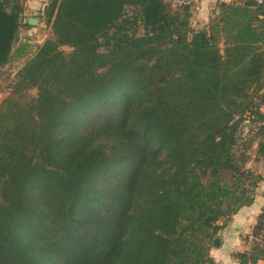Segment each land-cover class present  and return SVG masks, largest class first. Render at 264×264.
<instances>
[{
	"label": "trees",
	"instance_id": "trees-1",
	"mask_svg": "<svg viewBox=\"0 0 264 264\" xmlns=\"http://www.w3.org/2000/svg\"><path fill=\"white\" fill-rule=\"evenodd\" d=\"M24 12L0 0V70L18 68L0 90V264H215L264 181L248 167L264 1L218 2L196 27L192 3L48 0L38 46ZM250 246L240 264L264 261V211Z\"/></svg>",
	"mask_w": 264,
	"mask_h": 264
},
{
	"label": "crops",
	"instance_id": "crops-1",
	"mask_svg": "<svg viewBox=\"0 0 264 264\" xmlns=\"http://www.w3.org/2000/svg\"><path fill=\"white\" fill-rule=\"evenodd\" d=\"M188 1L193 5V25L196 27L204 26L208 23L210 16L218 2H234L236 0H172ZM264 1V0H258ZM48 0H24L25 22L30 25V28H34L29 23L31 19H37L40 22L38 15H42V12L47 5ZM264 211V186H260L257 190V195L254 203L241 209L228 223V225L222 229L215 241L214 247L210 252L211 258L215 264H240L234 257L236 253L245 252L250 249L249 244L252 241L254 235V228L258 224L260 215ZM223 219L221 222L223 223ZM249 238V240H248ZM257 264H264L263 260L258 261Z\"/></svg>",
	"mask_w": 264,
	"mask_h": 264
},
{
	"label": "rangeland",
	"instance_id": "rangeland-1",
	"mask_svg": "<svg viewBox=\"0 0 264 264\" xmlns=\"http://www.w3.org/2000/svg\"><path fill=\"white\" fill-rule=\"evenodd\" d=\"M38 16L40 18V22L38 23V25L34 26V28L24 27L21 31L22 40L28 38L34 46H38V44L43 43L46 38L45 35L48 33V29L45 27L43 21V16L41 14ZM17 70L18 68H16V65H13L11 68L0 70V90L3 89L6 92L5 95L11 91L10 87H12L15 82V73L17 72ZM2 99L3 97L0 95V101ZM246 126H248V123H246ZM254 156L255 152H253V159ZM248 167L255 169L257 172H260V174L264 175V162L257 164L256 162H254V160H252L249 163ZM260 186H264V181L260 184ZM250 244L249 247H251Z\"/></svg>",
	"mask_w": 264,
	"mask_h": 264
},
{
	"label": "water",
	"instance_id": "water-1",
	"mask_svg": "<svg viewBox=\"0 0 264 264\" xmlns=\"http://www.w3.org/2000/svg\"><path fill=\"white\" fill-rule=\"evenodd\" d=\"M29 23H30L32 26H36V25H38L39 20H37V19H31V20H29Z\"/></svg>",
	"mask_w": 264,
	"mask_h": 264
},
{
	"label": "built area",
	"instance_id": "built-area-1",
	"mask_svg": "<svg viewBox=\"0 0 264 264\" xmlns=\"http://www.w3.org/2000/svg\"><path fill=\"white\" fill-rule=\"evenodd\" d=\"M176 3H179V1H175V4ZM181 4H186L187 5V4H190V2H188V1H182Z\"/></svg>",
	"mask_w": 264,
	"mask_h": 264
}]
</instances>
